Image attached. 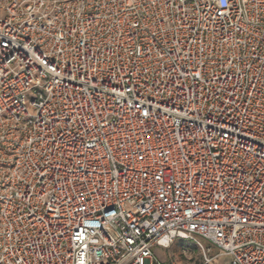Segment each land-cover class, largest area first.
Here are the masks:
<instances>
[{"label":"built area","instance_id":"built-area-1","mask_svg":"<svg viewBox=\"0 0 264 264\" xmlns=\"http://www.w3.org/2000/svg\"><path fill=\"white\" fill-rule=\"evenodd\" d=\"M177 240L264 264V0H0V264Z\"/></svg>","mask_w":264,"mask_h":264},{"label":"rangeland","instance_id":"rangeland-1","mask_svg":"<svg viewBox=\"0 0 264 264\" xmlns=\"http://www.w3.org/2000/svg\"><path fill=\"white\" fill-rule=\"evenodd\" d=\"M181 246L186 249V255L181 254ZM155 252L165 264H171L172 261H176L179 264H196L199 258V253L195 246L191 242L183 240L175 241L166 249L156 248Z\"/></svg>","mask_w":264,"mask_h":264}]
</instances>
